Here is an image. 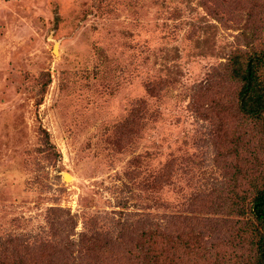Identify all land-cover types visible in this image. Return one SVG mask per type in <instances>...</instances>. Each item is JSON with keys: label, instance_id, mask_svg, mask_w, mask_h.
<instances>
[{"label": "rangeland", "instance_id": "rangeland-1", "mask_svg": "<svg viewBox=\"0 0 264 264\" xmlns=\"http://www.w3.org/2000/svg\"><path fill=\"white\" fill-rule=\"evenodd\" d=\"M263 35L264 0H0V261L243 264L264 131L227 61Z\"/></svg>", "mask_w": 264, "mask_h": 264}, {"label": "trees", "instance_id": "trees-1", "mask_svg": "<svg viewBox=\"0 0 264 264\" xmlns=\"http://www.w3.org/2000/svg\"><path fill=\"white\" fill-rule=\"evenodd\" d=\"M247 46L245 50H236L230 55L227 61V73L230 80L238 85L236 92L237 114L256 122L261 121L264 131V35L259 39V42L247 44ZM237 195L240 196L230 203L232 206L230 211L240 218L238 222H241L242 226H240L239 231L243 235L244 241L251 245L252 251L243 264H264V180H258L249 191ZM160 237L168 239L166 244L169 248L171 245V248L176 251L177 258L182 259V255L197 256L200 254L198 250L200 246L196 241H188V237L183 239L182 236H178L177 238L180 240L173 239L169 237V233L165 232ZM15 240L14 238L8 239L7 242ZM147 242H138L136 245L139 252L135 255L141 258L144 264H170L174 262L173 259L168 262L161 260V255L155 249L156 242L152 241L151 244ZM180 252L182 253L179 254ZM53 254L52 252L41 253L40 257L44 259L43 263L46 264L47 261L49 264V258L52 262ZM7 255L9 254H4L5 258L14 256ZM29 255H31L30 252H25L19 257L22 261ZM241 262L243 261H240L239 264ZM0 264L9 263L0 261Z\"/></svg>", "mask_w": 264, "mask_h": 264}, {"label": "bare ground", "instance_id": "bare-ground-1", "mask_svg": "<svg viewBox=\"0 0 264 264\" xmlns=\"http://www.w3.org/2000/svg\"><path fill=\"white\" fill-rule=\"evenodd\" d=\"M65 177L68 178L69 176L66 174Z\"/></svg>", "mask_w": 264, "mask_h": 264}]
</instances>
